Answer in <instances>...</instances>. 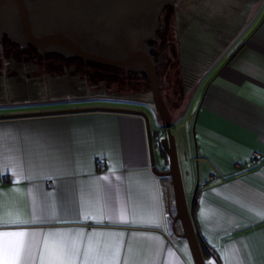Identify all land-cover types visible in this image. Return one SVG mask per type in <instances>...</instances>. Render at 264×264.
Segmentation results:
<instances>
[{
    "label": "crops",
    "instance_id": "1",
    "mask_svg": "<svg viewBox=\"0 0 264 264\" xmlns=\"http://www.w3.org/2000/svg\"><path fill=\"white\" fill-rule=\"evenodd\" d=\"M224 1L223 12L217 5L211 11H219L212 28L220 41L210 74H184L197 77L193 85L185 80L191 88L179 100L164 99L172 125L187 123L179 168L183 187L194 189L191 200L185 197L210 251L205 264H264V0ZM40 61L0 56V115L128 108L89 102L115 96L82 86L75 75L52 74V57L44 70ZM151 100L144 104L153 110L155 130L160 121ZM0 175V232L26 233L11 238L23 241L18 264H193L179 223L171 225L170 178L152 170L139 116L94 111L0 119ZM13 219L27 223H4ZM46 240L63 251L61 258H48Z\"/></svg>",
    "mask_w": 264,
    "mask_h": 264
},
{
    "label": "water",
    "instance_id": "2",
    "mask_svg": "<svg viewBox=\"0 0 264 264\" xmlns=\"http://www.w3.org/2000/svg\"><path fill=\"white\" fill-rule=\"evenodd\" d=\"M178 0H0V37L5 33L20 46L30 45L43 54L54 52L121 69L125 74H143L149 84L155 115L160 124L151 129L146 112L111 106H88L1 114L0 119L62 115L85 112H114L139 115L144 119L150 165L154 173L168 176L172 204L169 215L173 229L178 222L189 247L193 264H205L197 233L187 205L179 168L170 109L160 91L158 69L163 49L154 54L150 40L157 38L160 14ZM163 134L161 148L167 169L156 167L154 133ZM176 232V231H175ZM178 234V233H177Z\"/></svg>",
    "mask_w": 264,
    "mask_h": 264
},
{
    "label": "rangeland",
    "instance_id": "3",
    "mask_svg": "<svg viewBox=\"0 0 264 264\" xmlns=\"http://www.w3.org/2000/svg\"><path fill=\"white\" fill-rule=\"evenodd\" d=\"M224 2V0H178L175 3L176 5L167 6L162 10L160 14V29L157 31V39L150 40L149 43L151 45L155 43L156 49L158 47L162 49L160 44L163 43L166 48L163 54L162 66L158 71V76L160 81L164 83L162 87L160 85V90L168 101L170 100L172 102V99L179 100L181 93L185 94L184 91L186 92L191 88L185 85V80H188L187 83H190V85H193V82L196 81L197 77L188 79L183 77L184 74L189 75L192 72L198 70L202 71L203 69L206 71L205 77L208 75V72L210 74L212 64L208 66L210 63L209 60L213 57L212 55L215 50H217L220 41L219 39L216 41L215 37L217 32L213 30L212 26L215 25V16L217 13L219 11L223 12ZM214 5H217L219 11H214V9L211 13ZM224 31L225 29H223L222 34H224ZM179 38L182 40L181 44L177 43ZM157 40L160 42L159 46ZM4 47L5 57L8 55L7 52H9L8 56L21 54L18 53V48L15 49V47L10 44H5ZM28 49L29 48L25 49V52H27ZM152 52L154 51L152 50ZM158 53H160V50L155 54ZM0 55L2 57L3 54L0 53ZM72 60L73 59L70 61L73 65H76L73 71L74 75L81 81L82 86L94 87V89L96 88L94 92H103L108 95L113 94V96L117 98L103 99L104 101L88 100L89 102H105L107 105L115 104L128 106V108H138L148 114L151 127L156 126L152 108L144 104L145 99H151V94L143 75L138 74L132 76L131 74H123L113 67H101L98 63H89L90 61H84L82 63L78 59ZM71 62L67 63V65ZM55 63L58 65L61 64L59 59H57ZM41 70H44V65H42ZM101 70L104 72L105 76L98 77L95 72ZM109 78H113V80H108ZM200 81H202V79H200ZM186 130L187 123H184L183 120H178L172 125V131L174 132L173 134H175L174 137L179 165L185 163L180 160V156L181 140L186 135ZM154 156L156 167L158 169H163V157L160 152L154 151ZM184 190L186 192V197L191 200L190 197L194 192L193 187L192 190L189 191L186 185ZM171 225L173 226L172 223Z\"/></svg>",
    "mask_w": 264,
    "mask_h": 264
},
{
    "label": "flooded vegetation",
    "instance_id": "4",
    "mask_svg": "<svg viewBox=\"0 0 264 264\" xmlns=\"http://www.w3.org/2000/svg\"><path fill=\"white\" fill-rule=\"evenodd\" d=\"M157 39V38H156ZM4 40V41H3ZM158 41V40H157ZM159 41H158V46H159ZM5 44H10L12 46L16 48H18L19 50L18 53H21L24 57L28 58L30 57V59H36V60H43L45 58V61L48 57H52V74H55V75H67V74H70V76H73L74 75V68L76 67V65H73V63L70 61L71 59L73 60H76L78 57H64L60 54H57V53H54V52H46V53H39L36 51V49L30 45H26V46H20L17 42L13 41L11 38H9L8 35H6L5 33H3V35L0 37V53L4 55V50H5V47L4 45ZM152 50L154 51L153 53L155 54L157 51L160 50V52L165 48V45L163 43L160 44V47L162 49H159V47L156 49L155 48V43L153 44L152 43ZM28 49L27 52H25V49ZM31 49V51H30ZM7 54L9 55V52H7ZM7 55V57H8ZM1 56V55H0ZM6 56V55H5ZM76 58V59H75ZM55 59V60H53ZM57 59L60 60L61 64L58 65L57 63H55V61H57ZM72 60V61H73ZM80 60L82 63L84 62L82 59H78ZM45 61H40V67H42V65H45ZM71 62L70 64L67 65V63ZM89 63H93V62H89ZM72 65V66H71ZM101 67H105V68H110V66H105V65H102L100 64ZM162 66V64L160 65V67ZM159 67V69H160ZM114 68V67H113ZM117 71L121 72L122 70L121 69H118V68H115ZM123 72V71H122ZM99 73V74H98ZM124 73V72H123ZM95 74L98 76V77H103L105 76L104 72L101 70V71H96ZM125 74V73H124ZM127 74H133V75H138V73L136 72H128ZM140 74V73H139ZM132 75V76H133ZM136 77V76H135ZM159 78V76H158ZM108 80H113V78H109ZM160 81V79H159ZM161 83V87L162 85L164 84L162 81H160ZM160 87V89H161ZM161 91V90H160ZM162 93V92H161ZM163 95V93H162ZM163 97L166 99V96L163 95ZM160 148H161V145H160Z\"/></svg>",
    "mask_w": 264,
    "mask_h": 264
},
{
    "label": "snow or ice",
    "instance_id": "5",
    "mask_svg": "<svg viewBox=\"0 0 264 264\" xmlns=\"http://www.w3.org/2000/svg\"><path fill=\"white\" fill-rule=\"evenodd\" d=\"M261 217L264 218V213H260ZM4 223L8 224H19L27 223V221H22L19 219L6 220ZM26 235L23 231H4L0 232V237L5 238L2 243H0V254H2L4 259V264H18L20 260L21 249L23 248L22 240H13L11 238H22ZM45 249L48 252V258L50 260L59 259L63 256V251L59 253L56 251V246L53 244L49 247L47 240L45 241ZM42 259L44 257L42 256Z\"/></svg>",
    "mask_w": 264,
    "mask_h": 264
},
{
    "label": "trees",
    "instance_id": "6",
    "mask_svg": "<svg viewBox=\"0 0 264 264\" xmlns=\"http://www.w3.org/2000/svg\"><path fill=\"white\" fill-rule=\"evenodd\" d=\"M175 5H176V4H175ZM77 59H79V58H77ZM158 71H159V69H158ZM121 72H122V71H121ZM122 73H123V72H122ZM123 74H124V73H123ZM138 74H139V73H138ZM131 75H133V74H131ZM141 75H143V74H141ZM143 76H144V75H143ZM144 78L146 79L145 76H144ZM146 82H147V84H148L147 79H146ZM148 86H149V84H148ZM160 154H162V155L165 157V159L167 160V157H166L165 152L163 151V149L160 150ZM163 169L165 170V169H167V167H164ZM193 204H195V198H193ZM191 216H192V214H191ZM192 220H193V217H192ZM194 227H195V226H194ZM195 230H196V229H195ZM196 233H197V231H196ZM197 238H198L199 245H200V248H201V251H202L203 256H204V255H207V253L210 252V251L208 250L207 245H206L205 242L201 239V237L198 235V233H197Z\"/></svg>",
    "mask_w": 264,
    "mask_h": 264
},
{
    "label": "built area",
    "instance_id": "7",
    "mask_svg": "<svg viewBox=\"0 0 264 264\" xmlns=\"http://www.w3.org/2000/svg\"><path fill=\"white\" fill-rule=\"evenodd\" d=\"M152 140H153V145H154V149L155 150H158L160 148V145H161V134H157L156 132L154 133L153 137H152ZM97 165L98 166H102V162L101 161H98L97 162ZM3 179V176L0 175V181H2Z\"/></svg>",
    "mask_w": 264,
    "mask_h": 264
}]
</instances>
